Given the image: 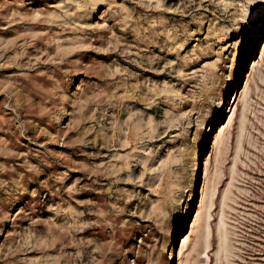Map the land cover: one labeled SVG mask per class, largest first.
<instances>
[{
	"label": "rangeland",
	"instance_id": "1",
	"mask_svg": "<svg viewBox=\"0 0 264 264\" xmlns=\"http://www.w3.org/2000/svg\"><path fill=\"white\" fill-rule=\"evenodd\" d=\"M0 264H264V0H0Z\"/></svg>",
	"mask_w": 264,
	"mask_h": 264
},
{
	"label": "bare ground",
	"instance_id": "2",
	"mask_svg": "<svg viewBox=\"0 0 264 264\" xmlns=\"http://www.w3.org/2000/svg\"><path fill=\"white\" fill-rule=\"evenodd\" d=\"M208 218V217H207ZM206 221V220H205ZM192 224V223H191ZM205 227V226H204ZM187 238V237H186ZM204 238V237H203Z\"/></svg>",
	"mask_w": 264,
	"mask_h": 264
}]
</instances>
